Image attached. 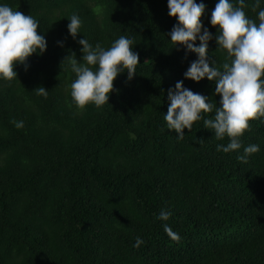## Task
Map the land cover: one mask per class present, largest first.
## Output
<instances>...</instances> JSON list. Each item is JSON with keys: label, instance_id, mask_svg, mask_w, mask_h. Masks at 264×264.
Segmentation results:
<instances>
[{"label": "trees", "instance_id": "trees-1", "mask_svg": "<svg viewBox=\"0 0 264 264\" xmlns=\"http://www.w3.org/2000/svg\"><path fill=\"white\" fill-rule=\"evenodd\" d=\"M218 2L196 0L205 4L201 22L213 37L209 65L223 71L234 58L218 48L210 23ZM256 2L244 0L243 10L258 24L264 0L253 10ZM0 5L31 15L47 43L27 67L14 66L15 79L0 77V264H264V117L250 121L241 148L228 153L216 146L230 139L217 140L204 126L215 108L185 128L182 140L168 129V90L178 81L216 107L221 96L207 77L185 78L198 56L171 42L178 19L168 15L167 0ZM73 14L81 20L75 39ZM121 36L139 55L136 74L129 80L124 69L102 107L78 109L68 62L83 63L78 41L108 49ZM40 86L46 98L37 95ZM249 145L259 151L244 163L237 157ZM161 210L172 213L167 221L158 218Z\"/></svg>", "mask_w": 264, "mask_h": 264}, {"label": "clouds", "instance_id": "clouds-1", "mask_svg": "<svg viewBox=\"0 0 264 264\" xmlns=\"http://www.w3.org/2000/svg\"><path fill=\"white\" fill-rule=\"evenodd\" d=\"M168 15L178 19L177 25L170 32L171 42L184 46L188 52L197 54L198 59L191 62L184 73L185 78L199 82L207 77L215 82V93L221 96L220 106L208 102V97L194 93L178 81L174 89L168 90L170 105L164 119L169 130H174L182 140L185 128L192 130L193 124L200 120L201 113H210L215 108V118L205 119L204 126L214 130L217 140L225 136L230 139L226 145L217 144V151L225 153L241 148L239 138L250 131V121L264 117V10L258 13L259 23L249 19L245 11L244 0H239L236 7L229 0H219L211 13L210 23L218 27L216 43L218 48L227 51L233 57L231 63L222 65L223 71L210 66L208 62V42L213 38L204 28L201 17L205 11L204 3L196 0H167ZM259 7V0L253 10ZM68 30L75 39L81 28L80 18L73 14ZM38 22L21 11L8 5H0V77L11 81L17 77L14 66L24 64L34 53L43 54L47 43L44 36L38 34ZM203 28V34L201 30ZM200 43L197 46L196 41ZM82 61L70 57L68 62L76 79L71 83V98L78 109L88 104L102 107L109 101V94L114 90V80L127 70L131 80L140 63L138 53L133 51V41L125 36L119 37L108 49L99 44L95 48L88 40L80 39ZM213 63V62H212ZM96 70H93V67ZM37 95L47 97V90L37 87ZM15 127L22 128L23 121H13ZM259 151L258 145L244 148V154L237 158L247 163V157ZM170 211L161 210L159 219L167 221ZM164 231L171 240L180 242L181 237L170 226L164 225ZM144 241L139 237L134 247L139 248Z\"/></svg>", "mask_w": 264, "mask_h": 264}]
</instances>
